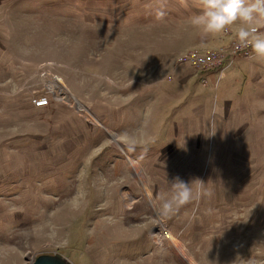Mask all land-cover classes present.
Masks as SVG:
<instances>
[{"label": "rangeland", "instance_id": "374dc122", "mask_svg": "<svg viewBox=\"0 0 264 264\" xmlns=\"http://www.w3.org/2000/svg\"><path fill=\"white\" fill-rule=\"evenodd\" d=\"M197 14L192 0H0V264H264V77L205 86L179 62L228 42ZM58 79L100 123L51 92ZM127 156L155 203L177 176L213 191L163 218L176 247Z\"/></svg>", "mask_w": 264, "mask_h": 264}, {"label": "clouds", "instance_id": "9594fccd", "mask_svg": "<svg viewBox=\"0 0 264 264\" xmlns=\"http://www.w3.org/2000/svg\"><path fill=\"white\" fill-rule=\"evenodd\" d=\"M192 4L199 14L191 18V24L203 36L234 31L237 49L250 48L255 56L264 57V0H192ZM134 148L132 144L130 150ZM170 185V195L155 203L162 218H172L183 207L213 195L200 179L186 182L177 176Z\"/></svg>", "mask_w": 264, "mask_h": 264}, {"label": "built area", "instance_id": "2783aa9c", "mask_svg": "<svg viewBox=\"0 0 264 264\" xmlns=\"http://www.w3.org/2000/svg\"><path fill=\"white\" fill-rule=\"evenodd\" d=\"M230 40L219 47L209 49H191L178 57L181 63H187L201 74L208 71H221L227 64L233 63L238 57L252 58L255 56L251 49H237L234 31L226 32ZM205 83L208 81L203 77ZM35 105L41 107L49 103L48 96L39 95L33 99Z\"/></svg>", "mask_w": 264, "mask_h": 264}, {"label": "crops", "instance_id": "0c3cea01", "mask_svg": "<svg viewBox=\"0 0 264 264\" xmlns=\"http://www.w3.org/2000/svg\"><path fill=\"white\" fill-rule=\"evenodd\" d=\"M226 41H229V37L225 36ZM264 77V57H257L253 56L252 58H243L238 57L233 63L227 64L221 71H208L203 74H201L199 77L203 78L205 77L210 82H206L204 85L208 86V84H216V86L220 85L221 83H227L229 85V82H233L234 80H241L244 78L252 77L257 78L258 76ZM264 82V80H263ZM234 84V83H233ZM224 89L227 88L229 91L230 86H224ZM150 261L153 258V255L151 252L149 253ZM163 258H159L158 262L159 264H163L164 262ZM155 262L157 263V260L155 259Z\"/></svg>", "mask_w": 264, "mask_h": 264}, {"label": "bare ground", "instance_id": "6f19581e", "mask_svg": "<svg viewBox=\"0 0 264 264\" xmlns=\"http://www.w3.org/2000/svg\"><path fill=\"white\" fill-rule=\"evenodd\" d=\"M49 87L51 88V92L54 91V92H57L58 94H60L61 96H63V94H65L66 96H68L70 98V100L83 112L87 113L89 116H92L94 117V119L100 123L98 121V119L95 117V115L83 104L81 103L75 96L74 94L71 92V90L64 84V82L61 80V79H58L56 81H49ZM114 139H115V136L113 135ZM121 149H125L124 146L119 143L118 144ZM128 157V161L130 162V164L132 165V168H133V174L137 177V179L139 180L140 184L143 186V189H144V192L146 194V197L152 207V209L154 210L155 212V216L159 222V227L165 231L166 228H165V220L163 218H161L159 216V213L158 211L156 210L155 208V201L154 199L150 196L149 194V191L147 189V184H146V181H145V178H144V173L139 170V166L134 162V160H132V158L130 156H127ZM165 238L169 240L170 243H172L171 245L175 246L176 247V239L174 238V236L172 234H170L169 232H165ZM188 263L189 264H193V262H191V260H188Z\"/></svg>", "mask_w": 264, "mask_h": 264}, {"label": "water", "instance_id": "95a60500", "mask_svg": "<svg viewBox=\"0 0 264 264\" xmlns=\"http://www.w3.org/2000/svg\"><path fill=\"white\" fill-rule=\"evenodd\" d=\"M115 136V134H113ZM31 264H73L60 253H46L37 256Z\"/></svg>", "mask_w": 264, "mask_h": 264}]
</instances>
